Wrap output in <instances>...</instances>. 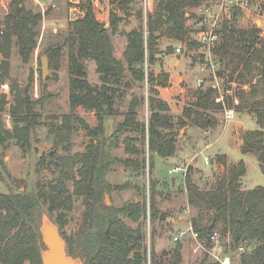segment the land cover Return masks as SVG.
Masks as SVG:
<instances>
[{
	"label": "trees",
	"instance_id": "16d2710c",
	"mask_svg": "<svg viewBox=\"0 0 264 264\" xmlns=\"http://www.w3.org/2000/svg\"><path fill=\"white\" fill-rule=\"evenodd\" d=\"M26 0H11L9 11L5 15L0 28V84L9 81V59L15 46L23 63H28L35 50L38 32L43 17L40 12L27 8ZM119 3L120 11L127 12L133 0H112ZM208 0H162L153 14L147 17L146 30L144 26L134 29L126 36L127 42L123 53L124 64L113 53L111 34L94 15L92 0H85L82 17L68 23L66 45H77L76 52L69 55V107L71 112L63 115L59 125H51L49 133L56 138V145H63L71 135L73 123H80L89 130L90 141L83 153L76 154L72 165L78 166L76 173L63 169V161H59L60 176L54 184L42 187L36 184L37 190L15 191L8 188L6 193L0 192V264H42L41 236L39 227L41 215L46 212L51 217L57 212L55 224L62 229L66 223L65 213L72 208V197H82L85 211L82 225L78 232L70 237L60 233L66 243V253L71 257L86 260V264H181V246L170 253L166 260L161 259L151 244L150 251L146 246L141 248L145 236L139 220H144L149 214L151 223L160 220V212L155 208L151 197L148 207L142 202H128L121 207H108L102 199L103 194L113 189L107 181V174L114 164H122L135 174L145 172L146 159L144 150L135 142L145 147L149 153L148 166L155 168V159L173 157L176 152L178 129L186 125L207 129L216 125V120L209 114L221 107L215 103V89L198 90L195 109H186L185 119L174 123L166 102L158 96V88H166L169 82L167 73L154 75L152 71L145 72V63L154 65L157 61V41L165 37L180 43H186L190 48L200 45L190 39L191 30L186 22L198 16L188 10L199 7ZM264 11V0H261ZM142 17L141 10L138 12ZM120 21L111 11L109 28L114 31ZM220 29V41L214 53L219 62L231 66L237 73L242 86L236 93L237 111H247L255 118L256 129L247 130L243 135L242 154L256 156L259 168L264 173V39H260L259 29L238 31L231 26V20H224ZM169 54L173 50H169ZM49 67L57 71L61 47H49L44 51ZM95 62L96 72L101 82L100 86L91 85L86 77L83 60ZM41 66V58H39ZM127 75L137 83L146 82L149 89L148 108L150 116L147 125L137 120V107L143 98L133 97L128 105L123 121L114 133L106 134L105 119L114 116L117 99H121L126 89L131 88L125 81ZM218 75H221L218 72ZM56 78L57 75L53 74ZM42 78V71L40 72ZM29 84L20 87L17 82L10 81L12 103L8 113L12 128L6 130L0 122V145L6 140H15L17 145L26 149L30 145L31 129L37 124L38 115L34 108L37 101H32L29 95ZM229 98H227L228 100ZM231 102V99L228 100ZM5 95H0V114L5 111ZM82 107L93 111L97 126L90 128L88 124L74 115V110ZM122 133H133L137 138L125 137L123 140L125 153L136 156L135 159L118 160L111 150L118 145V136ZM142 155V156H141ZM218 162L226 168L224 175L207 189H200L188 173L184 178L185 189L192 205L200 210L212 211L208 221L193 224L200 237L211 236L219 232L223 240H229L230 249L244 246V253L238 257L237 264H264V187L242 191L241 179L246 173L243 161L227 166L225 154L217 155ZM47 156L42 163H47ZM0 166L3 173L9 177L2 157ZM0 180L3 175L0 170ZM65 181H72L73 192L70 193ZM157 181H152V194ZM126 185L118 186L122 189ZM122 216L138 223L134 229L122 220ZM227 245V246H228ZM135 250L134 253H132ZM169 256V254H164ZM199 264H217L204 259Z\"/></svg>",
	"mask_w": 264,
	"mask_h": 264
},
{
	"label": "rangeland",
	"instance_id": "374dc122",
	"mask_svg": "<svg viewBox=\"0 0 264 264\" xmlns=\"http://www.w3.org/2000/svg\"><path fill=\"white\" fill-rule=\"evenodd\" d=\"M11 0H0V28L5 15L9 11ZM74 0H26L27 8H32L40 12L43 20L38 32L37 44L28 63H23L18 55L17 48L14 46L9 59V81L0 84V95H5L1 86L7 85L10 90V81L17 82L20 87L29 84V95L34 102H38L34 108L39 116L37 124L31 129L30 145L25 150L17 145L15 140L9 139L0 145V156L4 166L9 173L7 177L1 169L3 179L0 180V192L6 193L8 188L11 190L25 191L37 190L36 184L48 187L54 184L60 176V167L57 168L59 161H63V169L71 172L74 178L78 179L75 164L72 161L76 154L83 153L90 141L89 130L85 129L80 123H73V130L70 137L63 145L55 146L56 138L49 133L51 125H59L63 115L71 112L69 107V55L76 52L77 45H66L65 40L68 36V23L82 17L81 5L84 1L76 4ZM118 4L112 0H92V8L98 22L103 24L111 34L114 56L124 64L123 53L126 47V36L134 29H139L146 25L144 17H140L138 12L141 10L140 0H133L127 12L114 10ZM210 14L218 15V20H231V26L238 31H248L258 28L260 39H264V11L261 9V0H250L249 6L245 9L232 10L227 17L219 11L218 0L203 2L199 7L188 10L199 18L206 15V10ZM111 11L120 19L116 29L109 28ZM142 12V11H141ZM209 14V13H208ZM229 16V17H228ZM147 22V21H146ZM196 22L191 18L186 22L187 27ZM222 25V24H221ZM220 29L222 27H219ZM219 29V30H220ZM220 36V33H219ZM192 39V34L190 36ZM220 41V40H219ZM61 47V54L58 60L57 71L48 67L47 77L40 78L41 66L39 58L46 56L44 51L49 47ZM156 63L148 65L145 63V72L152 71L154 75L167 73L169 82L166 88H158V96L166 102L170 108V116L174 123L180 119H185L186 109H195L197 91L206 88L215 89V97H219L218 88L224 97V105L217 110H212L209 114L216 120V125L207 129L186 125L178 129L176 152L173 157L166 159H155V168L150 170L148 166L149 153L147 146L143 147L140 142L135 145L144 150L146 159V170L139 174L126 169L122 164H114L107 174V181L113 189L103 194V203L108 207H121L128 202H142L145 200L149 213V202L151 197L155 201V208L164 214L161 220L151 223L149 214L146 219L141 218V224L145 239L141 242V248L146 246L150 251L151 244L158 256L166 260L170 253L181 246V264H199L204 259L212 262L202 249L194 252L199 242H196L189 233L176 242L174 238L180 232L193 228V224H205L212 215L210 210H200L192 205L185 189L184 178L188 173L192 180L200 188L207 190L211 188L219 178H221L226 168L218 160V154H225L227 166L234 165L243 161L246 166V173L241 179L242 191L252 190L258 186L264 187V173L261 172L256 156L253 154H242L241 148L244 145L243 135L247 130L257 128L255 118L247 111H237L238 105L236 93L239 89L247 90V86H242L237 73H233L231 66H226L218 60L217 55L211 48L196 45L189 47L186 43H180L165 37H159L157 41ZM176 48L180 51L177 53ZM169 50H173L169 54ZM83 65L86 70L88 82L93 86H100L99 75L96 72L95 62L84 59ZM49 65V63H48ZM218 72L221 75H218ZM53 74H56L55 78ZM125 81L130 82L131 88L126 89L121 99L116 100L115 114L105 119L106 134L114 133L117 126L123 121V115L127 112L130 100L133 97L143 98L137 107V120L147 125L150 116L148 108L149 85L146 82L137 83L128 75ZM6 96L8 102L5 111L0 114V122L6 130H11V117L8 113L9 105L12 103L11 90ZM231 99V102H228ZM233 110L234 116L231 120L226 119V110ZM74 115L85 121L90 128L97 126V120L93 111L84 110L77 107ZM125 137H135L133 133H122L118 136V145L111 150V153L118 160L135 159L136 156L125 153L123 140ZM47 156V163H42ZM142 156V155H141ZM205 157L209 160V165L205 166ZM180 167L187 169L186 175L182 172L171 174L173 168ZM174 180V181H172ZM152 181H157L154 194L150 189ZM126 185L122 189L118 186ZM65 186L70 193L73 192L72 181H65ZM44 213L55 224L54 219L57 212L52 213L51 217ZM85 207L82 197H72V208L66 212V223L59 233L70 237L78 232L82 225ZM122 220L131 228H136L138 223L132 222L129 218L122 216ZM194 229V228H193ZM227 241H229L227 239ZM135 250L132 252L134 253ZM169 256H164V254ZM238 257L236 263H238Z\"/></svg>",
	"mask_w": 264,
	"mask_h": 264
},
{
	"label": "built area",
	"instance_id": "2783aa9c",
	"mask_svg": "<svg viewBox=\"0 0 264 264\" xmlns=\"http://www.w3.org/2000/svg\"><path fill=\"white\" fill-rule=\"evenodd\" d=\"M83 0H74L72 2L79 4ZM162 0H140L141 3V11L142 17H144L145 25L147 21V17L155 11L157 5ZM211 1V0H209ZM250 0H218L219 2V11L224 14L225 17L232 10L245 9L249 6ZM209 13V14H208ZM229 17V16H228ZM218 15L210 14L209 10H206V15H202L196 22L192 23L190 26L192 39L199 43L201 46L206 47L210 50L213 47H216L219 40V27H221L223 22L218 20ZM191 36V35H190ZM180 51L179 48H176V52ZM2 91L5 95L9 94V87L7 85L1 86ZM218 92L220 94L219 97H215V103L224 105V97L222 96V92H220L218 88ZM226 119L231 120L234 116L233 110H226ZM205 166L209 165V160L205 157ZM182 172L186 175L187 169H182L180 167L173 168L170 173H179ZM187 233L190 234L192 239H194L198 243V246L194 250L196 252L199 249L204 251V254L214 263L217 264H237L236 259L240 254L244 253L245 247L239 246L235 250L230 249L229 241L223 240L219 232H214L211 236L200 237L199 234L192 228L189 227L188 230L180 232L174 240L178 242L182 238H184ZM228 245V246H227ZM147 264H151L150 260H148Z\"/></svg>",
	"mask_w": 264,
	"mask_h": 264
},
{
	"label": "water",
	"instance_id": "95a60500",
	"mask_svg": "<svg viewBox=\"0 0 264 264\" xmlns=\"http://www.w3.org/2000/svg\"><path fill=\"white\" fill-rule=\"evenodd\" d=\"M118 4L113 7L114 10L118 9ZM48 67L47 56H42L41 71L43 79L47 77ZM163 216L164 214L161 213L160 220ZM39 232L41 243L43 244V248L40 251L42 264H86L85 259L67 255L66 243L61 237L57 226L44 213L41 215Z\"/></svg>",
	"mask_w": 264,
	"mask_h": 264
}]
</instances>
